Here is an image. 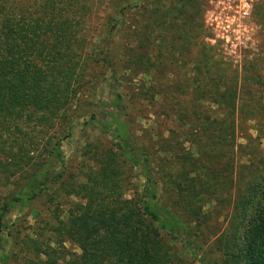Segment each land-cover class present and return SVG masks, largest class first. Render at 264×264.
I'll use <instances>...</instances> for the list:
<instances>
[{"label":"trees","instance_id":"trees-1","mask_svg":"<svg viewBox=\"0 0 264 264\" xmlns=\"http://www.w3.org/2000/svg\"><path fill=\"white\" fill-rule=\"evenodd\" d=\"M139 1L0 0V264H264L263 47L239 70L200 43L202 0H176L161 20ZM88 4L103 9L89 52ZM254 18L264 37V0ZM157 29H176L179 51L199 43L190 71L200 77L176 70L177 40L159 41ZM136 100L175 126L136 133ZM77 127L117 151L102 152L64 219L41 218L34 204L72 186L61 145ZM119 161L140 181L129 200ZM216 195L227 228L206 249L203 208ZM26 210L38 225L23 227Z\"/></svg>","mask_w":264,"mask_h":264},{"label":"rangeland","instance_id":"rangeland-1","mask_svg":"<svg viewBox=\"0 0 264 264\" xmlns=\"http://www.w3.org/2000/svg\"><path fill=\"white\" fill-rule=\"evenodd\" d=\"M257 1L259 0H202L203 6L201 13L195 20L196 23L200 22V24L203 25L202 29L204 32L201 33V37L199 38L200 43L217 47L220 50L224 61L230 62L233 67H238L239 70L243 68L247 59H251L254 54L258 53L259 47L261 48L262 46V50L264 52V37L260 34L262 33V28L254 18V6ZM146 2L147 3L139 1L138 7L143 9L145 8L143 6L147 4L146 10L149 13L153 11L157 15L158 19L161 20V13L163 11H167L169 4L175 3L176 0H146ZM131 3H134V0H131ZM106 11L109 12V9ZM102 14L103 9L100 7L89 13L88 4L86 12H84L80 18L79 25L81 35L88 42L87 52H89V39L94 36L97 38L100 35L96 29L98 28L97 25L102 20ZM153 18L156 19V16L153 15ZM180 22L181 20H178L176 24L179 25ZM174 31L177 34L174 33ZM178 33L179 32L176 29L167 30L165 32H163V29L162 31L157 29L156 35L159 41L164 38L171 41L179 39ZM174 42L177 44H175V47L172 46L173 44L171 45V51L174 58L178 59V62L176 63L178 69L176 70L198 75L197 71H190V69L195 65L194 60L201 58L197 57L199 43L195 42V46L192 45L188 47L184 44L185 47L179 51L176 46L181 48L182 41L177 40ZM189 59L190 63L188 64V67H183L181 61H189ZM198 77H200V75H198ZM138 78H135L132 81V86L135 89L138 87L136 84ZM128 94L129 96L131 95V93ZM129 109L132 117L136 120L133 129L138 134L140 133L138 129L141 127L143 129H147L152 126L157 128L158 125H160L161 129L165 132L167 129L175 126L174 114L171 113L169 118H166L160 113L161 110L159 108L150 107L147 102L136 100L132 103V105H130ZM138 116H142L144 118L136 119ZM84 133L85 132H81V130L77 127L73 135L62 142L61 148L63 151V157L68 168V177L66 179L67 183L70 182L72 186L62 188L59 195H57L56 200L53 202L39 201L34 204L33 207L39 211V216L41 218L44 217L48 219L54 216L55 219L56 216H59L61 219H64L66 211L73 206L74 201H79L81 198V194L78 192V187L88 179L89 175L92 174L90 169H93L98 165V159H101L100 157H102V152L107 151L109 153L110 149H114L113 152L117 151L112 145L113 143L110 136H100L96 134V132L94 135H90L91 133L89 131L86 134ZM90 141H92L91 144L93 142L96 144L94 145L96 146L95 148L94 146H89ZM239 142L243 143V140L240 139ZM262 145L264 148V141ZM89 149L91 150L89 151ZM118 169L120 176L124 178L123 199L129 200L135 196L136 185L140 181H138L137 177H134L133 171L122 165L120 161ZM5 192L6 190H4V193ZM67 193H71V195L68 197ZM167 202L169 203L170 201ZM227 202L228 201H217L216 195L212 197L210 202L212 205L211 207L204 206V211L210 209L209 212H211V215L208 217L210 218L209 230H204V234H201L199 237L200 242L204 244L206 243L204 248L209 245L208 242L213 241L215 235H219L227 228L228 215L226 214L229 213L230 209L227 207L226 210H218V207L222 209V207L226 206ZM27 213L28 211L26 210V214ZM34 214L35 212L22 215L21 219L25 218L23 227H27L28 225L36 226L40 223L35 220V217L38 216H34ZM23 227H21V230ZM191 227L196 226L192 224ZM163 237L165 239H170L166 235H163ZM171 243V246L176 249L180 247L179 244L173 242L172 240ZM66 246L76 252L78 251L76 246L68 242L66 243ZM174 264L185 263L181 262ZM187 264L194 263L187 262Z\"/></svg>","mask_w":264,"mask_h":264}]
</instances>
